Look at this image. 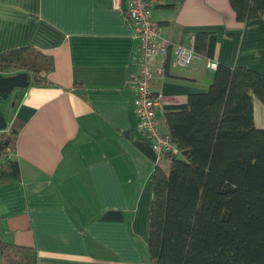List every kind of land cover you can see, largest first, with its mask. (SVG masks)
<instances>
[{
  "label": "crops",
  "instance_id": "obj_1",
  "mask_svg": "<svg viewBox=\"0 0 264 264\" xmlns=\"http://www.w3.org/2000/svg\"><path fill=\"white\" fill-rule=\"evenodd\" d=\"M126 1L115 10L111 0H0V52L31 46L53 61L52 86L28 77L0 128L23 122L10 155L20 179L0 184V239L33 247L36 264H149L156 155L131 104L138 51ZM150 18L168 46L151 61V90L165 106L212 82L206 58L175 62L174 47H189L196 32L215 36V65L264 74V15L244 24L229 0H158ZM252 103V124L264 130V104ZM156 119L165 132L162 109Z\"/></svg>",
  "mask_w": 264,
  "mask_h": 264
},
{
  "label": "trees",
  "instance_id": "obj_2",
  "mask_svg": "<svg viewBox=\"0 0 264 264\" xmlns=\"http://www.w3.org/2000/svg\"><path fill=\"white\" fill-rule=\"evenodd\" d=\"M229 7L237 23L264 15V0H229ZM192 45L213 58L212 33L196 32ZM6 68L27 72L32 87L52 86V57L31 46L0 52V72ZM211 81L182 105H162L177 154L163 153L154 165L149 264H264V130L252 124V100L264 104V74L217 64ZM22 125L15 118L0 132L1 185L20 179L10 155ZM35 256L33 247L0 239V264H36Z\"/></svg>",
  "mask_w": 264,
  "mask_h": 264
},
{
  "label": "built area",
  "instance_id": "obj_3",
  "mask_svg": "<svg viewBox=\"0 0 264 264\" xmlns=\"http://www.w3.org/2000/svg\"><path fill=\"white\" fill-rule=\"evenodd\" d=\"M118 1L111 0L112 7L118 10ZM158 0H127L126 19L133 28V38L137 43L136 70L131 77L132 108L136 117V128L143 134L144 140L149 143L154 152L156 163L163 153L177 154V148L170 141L165 132L157 127L156 113L162 109L163 99L160 93H153L151 82L156 72L152 70L150 61L156 56L165 57L167 44L159 36V27L150 18L152 9ZM192 41L188 46L174 47L177 66L190 64L192 60L202 57L194 52ZM208 69L215 71L216 65L211 59H205Z\"/></svg>",
  "mask_w": 264,
  "mask_h": 264
},
{
  "label": "rangeland",
  "instance_id": "obj_4",
  "mask_svg": "<svg viewBox=\"0 0 264 264\" xmlns=\"http://www.w3.org/2000/svg\"><path fill=\"white\" fill-rule=\"evenodd\" d=\"M159 36L160 38H162L161 35ZM151 61H150V66L152 68ZM6 73H8V71H4V73H1L0 77L6 75ZM16 91H17V87L13 88L12 90H3L0 92V128H3V126H6V124H8V120L11 115V106H12L11 104L12 102H14L13 100ZM11 122L9 124H11Z\"/></svg>",
  "mask_w": 264,
  "mask_h": 264
},
{
  "label": "water",
  "instance_id": "obj_5",
  "mask_svg": "<svg viewBox=\"0 0 264 264\" xmlns=\"http://www.w3.org/2000/svg\"><path fill=\"white\" fill-rule=\"evenodd\" d=\"M28 73H15L12 76L4 75L0 77V92L3 90H12L15 87L25 85Z\"/></svg>",
  "mask_w": 264,
  "mask_h": 264
}]
</instances>
